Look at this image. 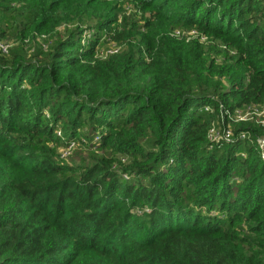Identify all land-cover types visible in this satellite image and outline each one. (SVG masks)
I'll return each mask as SVG.
<instances>
[{"label": "trees", "instance_id": "trees-1", "mask_svg": "<svg viewBox=\"0 0 264 264\" xmlns=\"http://www.w3.org/2000/svg\"><path fill=\"white\" fill-rule=\"evenodd\" d=\"M0 41V264H264V0H0Z\"/></svg>", "mask_w": 264, "mask_h": 264}, {"label": "built area", "instance_id": "built-area-1", "mask_svg": "<svg viewBox=\"0 0 264 264\" xmlns=\"http://www.w3.org/2000/svg\"><path fill=\"white\" fill-rule=\"evenodd\" d=\"M178 33V30L176 31ZM0 46L2 49H6L7 44L0 41ZM108 51H113V49H109ZM205 108L209 109L208 106ZM244 114V115H242ZM232 117L235 121L237 120H245V119H255L256 121L264 124V104L261 106H256L255 104H251L246 106L245 108H236L232 114ZM60 133V131H58ZM233 130L230 124L226 125L224 128L212 126L208 131V136L212 141H219L220 139L229 140L232 136ZM241 137L244 136L243 133L240 134ZM259 147L261 148V153L264 157V137L258 139Z\"/></svg>", "mask_w": 264, "mask_h": 264}, {"label": "rangeland", "instance_id": "rangeland-1", "mask_svg": "<svg viewBox=\"0 0 264 264\" xmlns=\"http://www.w3.org/2000/svg\"><path fill=\"white\" fill-rule=\"evenodd\" d=\"M1 42L5 43V44H9V43H7V42H5V41H1ZM108 47H109V46H108ZM242 115H244V114H242Z\"/></svg>", "mask_w": 264, "mask_h": 264}]
</instances>
